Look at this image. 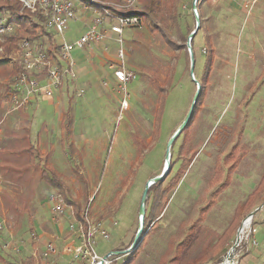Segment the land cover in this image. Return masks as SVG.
Listing matches in <instances>:
<instances>
[{"label":"rangeland","instance_id":"rangeland-1","mask_svg":"<svg viewBox=\"0 0 264 264\" xmlns=\"http://www.w3.org/2000/svg\"><path fill=\"white\" fill-rule=\"evenodd\" d=\"M145 3L138 0L139 10ZM160 6L156 24L162 30L154 25L149 30L145 20L124 29L127 64L137 77L127 85L131 107L121 119L118 84L109 68L118 35L102 38L92 50L75 48V59L84 52L97 64L65 78L55 98L40 99L37 110L35 105L27 109L30 103L8 112L3 97L19 67V41L2 42L0 264H37L50 242L57 245L50 264H90L87 256L64 253L65 246L83 242L82 232L70 228L72 209L43 172L55 173L69 200L82 202L90 224L108 227L110 237L98 238L95 245L99 255L130 249L144 187L162 173L167 143L197 90L189 49L205 94L172 145L171 170L162 182L166 191L157 192L153 184L148 193L147 213L152 204L156 218L146 222L143 243L129 264H214L212 254L226 232L234 231L230 249L243 218L256 211L255 222L264 215L258 210L262 204L254 206L258 200L253 210L243 206L264 175V0H198V16L193 0H160ZM80 14L93 18L84 10ZM84 26L71 22L67 40L83 35ZM56 194L65 205L61 214L53 209ZM255 229L256 237L261 230ZM245 246L240 245L241 254ZM127 257L113 255L112 264H127Z\"/></svg>","mask_w":264,"mask_h":264},{"label":"built area","instance_id":"built-area-1","mask_svg":"<svg viewBox=\"0 0 264 264\" xmlns=\"http://www.w3.org/2000/svg\"><path fill=\"white\" fill-rule=\"evenodd\" d=\"M23 7L36 16L47 36L44 40L38 41L28 36L19 40L17 48V57L19 67L8 83L7 91L3 97V101L9 103L12 110H19L31 103L33 99L38 97L52 98L57 90H59L65 78H74L76 76L75 58L72 51L75 48L84 49L85 47L93 49L98 45L102 38L111 37L109 34H116V42L118 48L116 50L115 59L109 68L113 72V76L117 81L118 92L120 94V116L130 109L129 91L127 85L137 77V72L127 64L126 53L124 50L123 32L127 27L141 26L143 20L138 15H128L125 11H138V0H110L102 2L100 0H19ZM103 4H102V3ZM81 10L93 13V18L86 22V32L75 41H68L66 31L70 27V23L77 20ZM105 16L112 22L107 23ZM38 19V20H37ZM108 24V25H106ZM110 27V30L106 28ZM21 24L11 20L8 12L0 14V42H4L7 38L16 35ZM49 35L53 37L54 43L49 39ZM0 47V52H3ZM53 209L57 214H61L65 210L64 202L60 194H56L53 198ZM264 209V204L258 209ZM73 214V213H72ZM243 220L235 243L227 250L226 255L220 261L214 264H239L241 256L246 253L250 245L256 244L253 220L255 214L251 217V223L246 229H242L245 220ZM74 223L70 228L78 229L82 232L83 242L79 246L67 245L63 248L65 254H73L74 256L82 255L89 258L90 264H101L104 256L99 255L95 250L97 239H108L110 231L104 224H90L87 220V230L83 224L76 219L73 214ZM246 243L245 252L242 254L239 248L241 244ZM57 252L55 242H50L43 249L40 260L37 264H50L52 255ZM103 264H112L114 252H109ZM69 264H73L70 262Z\"/></svg>","mask_w":264,"mask_h":264},{"label":"trees","instance_id":"trees-1","mask_svg":"<svg viewBox=\"0 0 264 264\" xmlns=\"http://www.w3.org/2000/svg\"><path fill=\"white\" fill-rule=\"evenodd\" d=\"M85 2H88L89 0H83ZM22 2H20L19 0H0V14L3 12H8L9 13V17L11 20L17 21L21 24L20 29L18 30V32L16 33V35L11 36L9 38V42L10 44H17V42L25 36L30 37L31 39L34 40H38V41H42L44 40V37L47 36V32L45 31V29L43 28V26L41 25V23L39 21H36V16L32 13H30L29 11H27L25 8H22ZM162 12L161 10V6H160V0H146L145 5L143 6V8L141 10L138 11H133V10H128L125 11V13H127L128 15H138L142 18V20H145L147 27H149L148 29L151 30L154 26H157L158 29H161L157 24H156V18L157 16ZM38 20V19H37ZM151 28V29H150ZM162 30V29H161ZM164 38L166 39V42L171 46V40L168 38L167 33H164ZM49 39L52 42V44L54 43L53 37L51 35H49ZM3 44L0 42V47ZM6 49H8V46H6V44H4ZM202 88H201V93H200V97L196 103V106L194 108V111L190 117V120L188 122V124L186 125V127L183 129L182 132H184L185 129H187V127L191 124V122L193 121L196 112L198 110L199 104L201 103V100L205 94V85L201 84ZM172 165V164H171ZM232 169V168H231ZM171 170V167H170ZM43 177L45 179H47L49 181V183L52 186L57 187L59 190H61V192L64 193L63 199L64 202L67 204L68 207H70L76 217L77 220H79L83 226L84 229L87 230L88 227V223L87 220L84 216V212L83 210L81 211V208L83 206L82 202L78 199H74V200H69V198L67 197V194L65 192V189L68 190L65 185L60 182L59 177L57 175H55V173L52 172V175L49 176L47 174V172H43ZM165 179V178H164ZM163 179V180H164ZM163 180L155 183L154 185H156L158 188L157 192H162V191H166V188L162 189V182ZM153 185V186H154ZM152 188V186L150 187V189ZM168 188V186H167ZM149 189V191H150ZM264 193V175L262 177V179L260 180V182L258 183V185L256 186V188L254 189V191L248 196L245 204L243 205L244 208H248L249 211L251 210V206L256 202V200L262 196ZM159 193H156L155 195V199H157ZM88 197H86V201L84 202L85 205L88 201ZM161 203H163V199L161 201ZM160 206V205H159ZM158 207L154 208L155 210ZM241 208V207H240ZM162 211V209H161ZM239 209L237 210L238 213ZM153 212V208H152V204L150 206V210L147 213V208H146V215H145V223H144V232L142 234V237L147 233V231L145 230V226L147 225L146 222H149L150 220L155 219L156 217L152 215ZM239 226V225H238ZM238 226H236V228L234 230H237ZM234 231H230L229 233H225L226 236L224 237L225 239L222 240L223 242H226L229 238H230V234H232ZM222 239V238H221ZM134 240V238H133ZM133 242V241H132ZM220 242V241H219ZM143 243V238L140 242V244L134 248L132 251H130L129 253H127L126 255L127 257V261L126 263L129 264L131 262V258L133 257V253L137 252V250H139V248L141 247ZM131 259V260H130Z\"/></svg>","mask_w":264,"mask_h":264},{"label":"crops","instance_id":"crops-1","mask_svg":"<svg viewBox=\"0 0 264 264\" xmlns=\"http://www.w3.org/2000/svg\"><path fill=\"white\" fill-rule=\"evenodd\" d=\"M91 15H93V13H90ZM82 14H80L79 15V18L77 19V20H75V22L76 21H79V22H82L84 25L86 24V22H88L87 21V18H86V16H82ZM85 27V26H84ZM70 28V27H69ZM69 30V29H68ZM110 36H113L114 34H112V33H110L109 34ZM100 44V43H99ZM95 48V47H94ZM98 58V57H97ZM95 59H96V57H95ZM75 61H76V65H75V70L76 71H80V70H83V66H86V69H88V67L87 66H90V68H93V63L95 62V61H90L89 60V58L87 59V56H86V54L84 53V52H79V54H78V58H76L75 59ZM98 61V60H97ZM96 64H97V62H95ZM80 65V66H79ZM18 67V66H17ZM13 68L14 69H17L16 68V65L14 64L13 65ZM98 69H101V68H105V67H103V66H100V67H97ZM10 77V76H9ZM9 77H7L6 78V80L9 78ZM68 79H70V78H68ZM5 80V81H6ZM69 81V80H68ZM62 88V87H61ZM61 88L59 89V90H57L56 92H55V94H54V96L52 97V98H55V96H56V94L58 93L59 94V92L61 91ZM57 94V95H58ZM52 98H48V100H51ZM40 99H44V97H38V98H36V99H33L32 101H31V105H29L28 107H27V109H29L30 107H32V106H36L37 108H35L36 110L38 109V107L40 106L39 105V100ZM2 105V106H1ZM0 105V109H1V107H2V109L4 108L5 110H6V107H5V104L4 103H2ZM9 109H11L10 107L6 110V112H8V110ZM15 111V110H14ZM55 111H58V109H56L55 108ZM5 115H6V113H5ZM4 116V115H3ZM8 117H5L4 116V120L5 119H7ZM2 119V120H3ZM61 120H62V118H61ZM7 127H10V124H8V125H6ZM27 140H28V143H30V140L27 138ZM21 151V150H20ZM33 152H34V150H33ZM32 151H31V154L33 153ZM258 204L257 205H254L255 206V208H257L258 206H259V204H263L264 203V193H263V195L262 196H260L258 199ZM261 206V205H260ZM254 208V207H253ZM251 210H253V209H251ZM260 211H264V209H262V210H260ZM71 213H73V211L71 212ZM74 214V213H73ZM72 214V215H73ZM243 219H245V217L243 218ZM256 225V226H255ZM240 226V225H239ZM239 226H238V228H239ZM254 226L257 228V229H260L261 230V232H260V235H258L259 234V232H257L258 234H257V236L255 237V235L253 236L254 237V239L256 240V244H252V245H250L249 247H248V250L246 251V253H244L242 256H241V258H240V261H239V264H264V215H261V216H259L258 218H257V220H255V222H254ZM257 237H259V238H257ZM233 238V237H232ZM232 238H230V239H228L226 242H224L223 243V245L222 246H220V248H218V249H216L215 250V253H213L212 255H213V257H214V261L213 262H218V261H220L221 259H223V257L226 255V253H227V249H228V247H229V245H230V243H231V241H232ZM42 251H43V249H42ZM254 253H256L257 255H255ZM34 254V259H36V260H38V256L36 255V253L34 252L33 253ZM37 263H38V261H37Z\"/></svg>","mask_w":264,"mask_h":264},{"label":"water","instance_id":"water-1","mask_svg":"<svg viewBox=\"0 0 264 264\" xmlns=\"http://www.w3.org/2000/svg\"><path fill=\"white\" fill-rule=\"evenodd\" d=\"M197 2L198 0H193V7L195 8V12L197 14V11H196V7H197ZM198 16V14H197ZM199 28V25L197 27V29L192 32L190 34V37L188 39V46L190 48V44H191V40L193 39V37L195 36V34L197 33V30ZM189 53H190V57H191V67H190V74L192 76V78L195 80L196 84H197V90L195 92V95L193 97V101H192V104L189 108V111L187 113V115L185 116L184 120L182 121V123L179 125V127L176 129V131L174 132V134L171 136V138L169 139L168 143H167V149H166V156H165V159H166V164H165V167L162 171L161 174L159 175H156L154 176L153 178H151L145 185L144 187V190H143V193H142V198H141V203H140V207H139V214H140V223H139V228L137 230V233L134 237V240L131 244V247L130 249L128 250H124V251H114L115 254H119V253H125L127 254L129 251H132L134 248H136L140 242H141V239L143 238L142 237V234L144 232V223H145V215H146V202H147V199H148V193H149V189L150 187L163 180L167 173L169 172L170 170V159H171V151L170 149L172 148V145L174 143V141L176 140V138L182 133L183 129L186 127V125L188 124L189 120H190V117L194 111V108L196 106V103L200 97V93H201V84L200 82L194 77V69H195V58H194V55L191 51V49H189ZM256 213V211L254 212H251L250 213V216H253L254 214ZM239 239V236L237 237V240ZM107 254L103 257V259L101 260V264L104 263V259L107 258Z\"/></svg>","mask_w":264,"mask_h":264},{"label":"bare ground","instance_id":"bare-ground-1","mask_svg":"<svg viewBox=\"0 0 264 264\" xmlns=\"http://www.w3.org/2000/svg\"><path fill=\"white\" fill-rule=\"evenodd\" d=\"M170 151H171V149H170ZM165 164H166V159H165L164 166H165ZM250 223H251V217L249 216V217H247V219L245 220L242 229L244 230V229L248 228V226L250 225Z\"/></svg>","mask_w":264,"mask_h":264}]
</instances>
